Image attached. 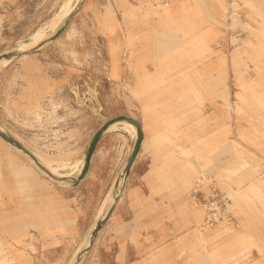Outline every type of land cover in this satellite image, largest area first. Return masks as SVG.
<instances>
[{
	"label": "rangeland",
	"instance_id": "obj_1",
	"mask_svg": "<svg viewBox=\"0 0 264 264\" xmlns=\"http://www.w3.org/2000/svg\"><path fill=\"white\" fill-rule=\"evenodd\" d=\"M64 1L0 0V53L46 27ZM40 51V58L7 67L36 87L48 85L43 70L50 68L51 105L9 99L7 83L0 102V129L29 150L75 164L106 120L128 115L146 127L124 184L137 235L134 251L117 253L121 264H264V0H88ZM132 139L119 127L101 136L111 177ZM30 167L0 140V264L13 262L11 241L29 228L44 233L28 244L38 264H63L46 253L62 233L50 198L44 218H19L18 210L33 212L42 177ZM73 171L60 178L70 180ZM194 179L201 197L220 200L215 220L193 203ZM109 182L96 183L99 200ZM51 189L57 195L54 187L45 192ZM57 196L70 197L57 208L70 217L71 232L90 222L91 194Z\"/></svg>",
	"mask_w": 264,
	"mask_h": 264
},
{
	"label": "crops",
	"instance_id": "obj_2",
	"mask_svg": "<svg viewBox=\"0 0 264 264\" xmlns=\"http://www.w3.org/2000/svg\"><path fill=\"white\" fill-rule=\"evenodd\" d=\"M88 0L85 1L83 4V8L85 7ZM262 13L260 10L255 15H260ZM251 20L255 21L257 20L256 16L251 15ZM250 26L249 23L246 22ZM252 28V27H251ZM36 44H32L30 46H27L25 48H21L20 50L24 49H32L33 46ZM45 51H40L38 53L32 54V55H23L20 57H14L11 60L7 59L0 68V102H2L5 98H2V94H4L5 91V84H9L8 88V95L9 99L11 98H20V101L23 102L26 105L33 106L37 102H43L47 103L48 105H51L53 94L56 92L55 86L53 87L51 85V81L55 80V73L51 71L50 68L44 71V76L48 77V85H44L41 87L38 85L37 87L32 84L26 83L25 79L23 78L22 72L19 70V68L14 72V68H8L7 66L12 63L16 62L19 63L21 60H25L27 58H40L44 54ZM30 73H28L27 76H29ZM12 76H15L14 78H11ZM53 91V93H51ZM26 93H28V96H26ZM21 94H23V97L21 99ZM43 97V98H40ZM138 120V119H137ZM142 125V130L144 134V138L142 141L140 152L130 170V174L128 176V179L132 176V170L134 165L136 164V161L138 160V157L140 156V153L142 152V148L146 144L147 137L145 135V125L142 123V121L138 120ZM116 129V128H115ZM113 129V130H115ZM112 131V130H111ZM110 131H106L104 133H107ZM132 136V135H131ZM124 137V136H123ZM133 138V137H132ZM134 139V138H133ZM132 139L131 146L128 150L124 151L122 165L124 164L131 148L133 145L134 140ZM4 142V141H3ZM7 146H9L6 142H4ZM10 147V146H9ZM105 150L103 147H101L100 140L95 148V151L93 155L91 156L90 163L88 166V169L84 175V177L79 180L76 185L73 187H60V186H52L49 181H47L43 177H39L37 174L38 172L34 169L31 170L33 173L32 175L38 176V179L36 177V183L39 184L38 189V195H34L32 204H33V212L28 213L27 216L25 215V211L18 210V214L20 215L19 218L22 219H42L44 218V215L41 213H44V208L42 205L44 202H46V197H49V214H56L57 218V225L58 228L62 229V233H56L57 235L55 239L58 240L59 244L56 246H51L50 244L47 245V254L49 255L48 258L55 260L56 256H61L62 260L64 261L63 264H68L73 260V253L74 251L79 247V245L82 244L85 238H87L89 231L91 230L92 226L94 225V217L96 213L99 211V209L102 207L103 199L101 198L99 200L98 196L103 194V191H98V188L95 186L97 182H104V181H110L108 186V191L113 187V184L115 183V180L117 176L119 175V172L121 170L122 165L118 167V169L113 170L114 176L111 177L112 169L110 168V164L107 162L106 156H105ZM83 164V163H82ZM81 167V166H80ZM74 173L71 179L75 178L78 175V170ZM56 174V173H55ZM59 178L61 175L70 176L71 173H57L56 174ZM16 180L19 181V176H15ZM62 179V178H60ZM70 179V180H71ZM127 179V181H128ZM126 184V183H125ZM45 186V187H44ZM54 192L57 193V195L62 194V192L71 191L74 193L76 199L78 196H80V199L82 200V197L88 193L91 194L94 198L92 202L90 203L91 206L87 209V213H89L85 220H89V223H80V225L76 228L75 231H72L69 229V216L65 214V211H61L57 208V203L61 207L66 206V197H58L57 195H54L52 193L53 189H51L49 192H45L47 188H53ZM56 190V191H55ZM59 190V191H57ZM62 190V191H60ZM127 189L125 185L123 186L122 192L120 193V196L114 205V209L104 225L101 227V229L98 231L96 238L92 245L90 246V249L86 254H84L80 260L76 264H91L93 261H97V263L103 262V264H121L120 259H117V253L118 252H132L134 251V247H131L134 245L132 242V238L137 235L136 230L132 228V215H130L127 212V205L129 198L126 197ZM107 196V195H106ZM106 198V197H105ZM39 199V201H38ZM25 200V199H24ZM52 200V201H51ZM26 202V201H25ZM24 203V202H23ZM21 205V201H18V207ZM52 206V208H51ZM20 209V207L18 208ZM53 210V211H52ZM94 213V214H92ZM29 214L32 215V217L29 216ZM92 214V216H91ZM44 233L43 231H40L38 229H32L29 228L27 230V233L22 236H19L16 242L11 241L12 249L9 253L10 256L14 258L13 262L11 264H23L22 261H27V264H38L40 262L38 256H33L35 252L31 250L28 247V244L31 243L33 245L32 238H41ZM72 235V236H71ZM72 237V238H70ZM47 240L45 239H42ZM7 241H9L7 239ZM49 241H47L48 244ZM38 248V247H37ZM40 249V250H39ZM41 252V243L40 248H38L37 252ZM108 253V254H104ZM54 254V255H53ZM24 255V256H23ZM46 255V254H44ZM24 258H23V257ZM38 258V260H37ZM35 260V261H33ZM70 262H69V261ZM68 262V263H67ZM122 264H131V258L124 259Z\"/></svg>",
	"mask_w": 264,
	"mask_h": 264
},
{
	"label": "water",
	"instance_id": "obj_3",
	"mask_svg": "<svg viewBox=\"0 0 264 264\" xmlns=\"http://www.w3.org/2000/svg\"><path fill=\"white\" fill-rule=\"evenodd\" d=\"M84 3V0H80L77 5L74 7L73 11L69 13V15L64 19L62 24L54 31L51 35H49L38 47L33 49L32 51L29 52H18V51H12V52H7V53H0V58H7V59H12L14 57H20L23 55H32L35 53H38L44 46L49 45L53 43L57 38L65 31L67 26L70 24V22L73 20V18L76 16L80 8L82 7ZM125 120L129 123H132L135 128H136V137L133 142L132 148L130 150V153L128 154L124 164L121 167V170L119 172V175L117 176L115 183H114V189L116 188L117 191L113 196V201L109 205V207L106 209L104 212L103 216L95 221L94 225L92 226L91 230L88 233L87 236V243L82 247V249L79 251V253L76 255L75 259L68 264H76L80 258L88 252L90 249V246L94 242L96 235L98 231L101 229V227L104 225L110 214L112 213L114 209V205L116 204L120 193L122 192L123 186L128 179V176L130 174V170L140 152L142 141L144 138L143 130H142V125L141 123L134 117L128 116V115H117L115 117H112L105 122H103L91 135L85 152H84V159H83V165L80 170V173L73 179L71 180H64L60 179L58 177H55L52 175L35 157L34 155L26 148L24 147L18 140H16L10 133L0 130V138L3 139L5 142L9 143L10 145H13L16 149L20 150L24 155L28 156L34 163V165L43 171L47 177L51 180L52 183H54L57 186L60 187H73L76 185V183L81 180L90 163L91 156L93 155L95 148L101 138V136L104 134L108 126H110L114 122L122 121ZM67 181V184H63L62 182Z\"/></svg>",
	"mask_w": 264,
	"mask_h": 264
},
{
	"label": "bare ground",
	"instance_id": "obj_4",
	"mask_svg": "<svg viewBox=\"0 0 264 264\" xmlns=\"http://www.w3.org/2000/svg\"><path fill=\"white\" fill-rule=\"evenodd\" d=\"M80 0H65L64 3L62 4V6H60V11L58 13H56V16L53 17V19L51 18V20L49 21V23L46 25V27H40L39 29L37 28L36 31H34L29 40L26 42H19L15 47L1 52V53H7V52H12V51H18V52H29L32 51L33 49H35L36 47H38L49 35H51L54 31H56V29H58V27L62 24V22L64 21V19L69 15V13H71L74 9V7L77 5V3ZM55 14V13H54ZM74 31V30H73ZM72 31V32H73ZM32 44H36L37 46L33 47L32 49H24V50H20L21 48H25L27 46H30ZM14 46V45H13ZM12 47V46H11ZM7 60V58H0V68L2 66V64ZM119 127L121 130L125 129L126 131H128L130 133V135H132L131 137H133L135 140L136 137V128L132 123H129L125 120L122 121H118V122H114L112 123L110 126H108V128L106 129V131H110L112 129H115ZM2 130V129H0ZM5 131V130H3ZM105 131V132H106ZM9 133V132H8ZM11 134V133H10ZM13 136V134H11ZM16 140H18L24 147H26L23 142L16 138L15 136H13ZM0 140L4 141L3 139L0 138ZM5 142V141H4ZM7 143V142H6ZM10 148L17 154L20 155V157L22 158L23 163H26L31 170H35L37 171L40 175H42L43 178H45L47 181H49L50 183L51 180L47 177V175L41 171L40 169H38L33 161L26 155H24L20 150L16 149L13 145H10L9 143H7ZM27 148V147H26ZM28 149V148H27ZM30 149V148H29ZM28 149V150H29ZM37 150V149H36ZM34 157L55 177H58L56 174L60 173V170H66L68 169L69 172H65V173H73L76 168L77 169L80 167V169L78 170V174L80 173V170L82 168V163H83V159H84V154L81 157L80 160L77 161V163L75 164H69L63 160L57 161L53 158H49L47 157L45 154L40 153V152H35L32 150H29ZM130 153V152H129ZM70 156V155H69ZM19 157V156H18ZM68 157V154H67ZM70 159V158H69ZM67 160V159H66ZM67 171V170H66ZM75 171V172H76ZM56 173V174H55ZM59 178V177H58ZM63 184H67V181L62 182ZM53 185H55L54 183H52ZM56 186V185H55ZM117 189H114V184L113 187L108 191L106 198L104 199L103 203H102V207L99 209V211L96 213L95 217H94V221H97L98 219H100L104 212L106 211V209L109 207V205L112 203L113 201V196L116 193ZM87 243V238L84 239V241L82 242L81 245H79V247L74 251L73 255V260L75 259L76 255L79 253V251L82 249V247H84V245H86ZM72 260V261H73ZM69 261V260H68ZM71 261V260H70ZM69 261V262H70ZM71 261V262H72ZM70 262V263H71ZM68 263V262H67Z\"/></svg>",
	"mask_w": 264,
	"mask_h": 264
},
{
	"label": "built area",
	"instance_id": "obj_5",
	"mask_svg": "<svg viewBox=\"0 0 264 264\" xmlns=\"http://www.w3.org/2000/svg\"><path fill=\"white\" fill-rule=\"evenodd\" d=\"M201 188L200 186V180L194 179L193 181V196L192 201L195 204V206L202 205L206 210V219L209 220H215V215L217 214L219 208H220V200L217 199V195L210 194L208 196L199 195L198 190ZM202 198V199H201ZM202 203V204H201Z\"/></svg>",
	"mask_w": 264,
	"mask_h": 264
}]
</instances>
